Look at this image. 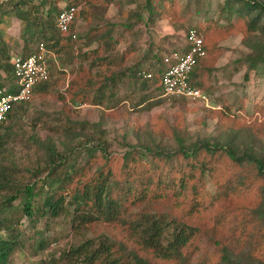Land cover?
I'll return each mask as SVG.
<instances>
[{"label": "rangeland", "instance_id": "1", "mask_svg": "<svg viewBox=\"0 0 264 264\" xmlns=\"http://www.w3.org/2000/svg\"><path fill=\"white\" fill-rule=\"evenodd\" d=\"M40 1L30 0L21 5L20 9L29 16L28 23L18 19L14 12L0 17L1 36L10 56H24L35 49L42 39L35 30L36 22L32 20L37 11L41 18H45L54 5L59 9L66 3L78 5L81 11L75 28L79 38L70 41L59 35L56 46L49 44L52 54L48 58L49 78L44 83L48 85L47 90L35 89L31 100L17 105L0 127V160L7 166L14 184L33 182L38 175H45L49 149L68 155L73 152L71 160L81 162L79 167L86 165V170L93 172L99 162L91 156L100 155V146L112 156L148 148L153 157L157 149L173 151L181 145L187 148L194 143L222 141L229 136H235L233 138L238 143L240 136L253 131L264 147V98L256 103L241 104L242 100L235 91L238 97L228 105V101L223 102L224 98L217 100L209 94L212 88L242 87L249 80L252 87H264V70L260 72V67L264 69V62H256V68L263 76L261 81L253 78V72L248 75V62L245 61L251 55L245 42L253 36L259 39L260 34L250 35L245 27L241 29L246 21L238 20L236 9L239 5L236 3L231 12L226 0H43L42 5ZM127 22L135 24L129 30L136 28V49L140 52L133 63L138 65L133 64V71L128 73L132 86L119 87L116 96H112L110 89L99 86L102 75H111L110 67L101 57L106 46L111 54L124 49L128 43V39L122 40L128 33ZM190 27L198 29L204 37L207 52L211 54L206 58L208 62L215 57L207 75V89L204 90L210 97L208 102L164 98L157 79L144 84L142 77L133 75L147 65L152 66L155 61L142 57V48L150 40L149 35L170 47L176 44L183 48ZM107 30H110L113 41L103 46L98 41H108ZM84 46L90 52L87 58H82ZM163 52H170L168 46ZM88 61L97 63V67L87 66ZM235 67L240 70L235 71ZM223 75L225 82L218 85L216 80ZM256 80L259 82L255 83ZM79 81L83 83L82 87ZM0 83L6 86L12 83L11 69H0ZM216 104L219 108H215ZM55 160L58 161V157ZM203 179L208 191L217 194V185L206 175ZM10 193L5 188L1 190L0 201ZM256 200L255 197L223 194L193 216L187 215L188 207L187 211H170L168 198L139 201L127 209L132 213L130 217L147 211L175 216L177 221L194 225L207 249H203L202 259L212 254L217 256L208 264L220 263L219 254L223 246L238 254L239 264H255L259 263L256 259L259 252L253 249L258 242L256 231L261 223L248 207ZM13 204L21 207L19 200ZM116 228L114 224L98 221L77 232L63 216L47 221L38 218L35 222L23 216L15 231L16 244L6 264H75L64 256L72 245L80 243L84 237L112 239L120 236L124 240L126 231ZM7 236L5 229H0V238ZM127 241L129 245H135L132 238H127ZM41 242L43 248L38 246ZM145 257L163 263L150 252L146 251ZM165 264L179 263L168 261Z\"/></svg>", "mask_w": 264, "mask_h": 264}, {"label": "trees", "instance_id": "2", "mask_svg": "<svg viewBox=\"0 0 264 264\" xmlns=\"http://www.w3.org/2000/svg\"><path fill=\"white\" fill-rule=\"evenodd\" d=\"M28 1L30 0L0 1V17L7 12H14L18 19L26 20L28 23L30 21L28 14L20 9L21 5ZM43 2L41 0L40 5ZM226 3L231 12L235 3L239 5L236 9L238 20L246 21V25L241 27L242 30L245 27V31L250 35L260 34L259 39L253 36L245 42L251 52V55L245 59L248 62L246 67L249 71H253L256 68V62H264V0H226ZM66 4L78 6L75 3ZM60 10L61 8H57L56 5L52 6L45 18H41L37 11L32 20L36 22L35 30L42 39L38 43L43 42L50 54L49 44L56 46L60 39L59 35L70 41H76L79 38V34L76 39H73L71 33L63 34L55 28V18ZM80 11L79 9L73 25L77 23ZM139 15V13L136 15L137 19L140 18ZM150 20L153 19L150 18ZM127 23L125 26L128 31V38H126L128 43L125 51L130 52L137 50L138 45L134 35L136 28L129 30L135 24ZM227 29L231 28L227 27ZM109 31H106L108 41L105 42V39L98 41L103 46L113 41ZM203 45L206 55L198 60L189 76V83L206 93L207 75L213 67L215 57L208 62L206 58L211 54L207 52L204 37ZM6 47L0 32V69L7 71L11 69L12 72L9 62L11 56ZM106 48L101 58L106 61L105 65L110 67L111 75H102L99 86L110 89L111 95L116 96L119 87L126 86L125 78L131 79L128 73L132 72L134 67L125 71L120 69L125 59L124 54L115 51L111 54V51L109 49L107 51ZM89 53V50L83 52L82 58L89 57ZM142 57L150 62L152 59L155 60L152 64V77L144 78L142 69L137 70V73L133 74L134 77H142L144 84L152 79L159 81L165 68L163 55L158 54L147 59L145 55ZM86 64L91 68L97 67L94 61L92 63L88 61ZM134 65L138 63L135 62ZM234 70L237 71L240 68L235 67ZM44 83L45 81L39 83L38 86L42 87L35 89L41 88L44 91L48 87ZM12 84L10 83L8 87L9 91L13 90ZM79 84L83 85L81 81ZM4 86L6 84L0 83V87ZM158 87L162 93L160 84ZM233 137L235 136H229L222 141L194 143L187 148L181 145L179 149L173 151L157 149L153 157L148 148L143 151L133 149L122 155L112 156L106 153L105 149L101 150L103 146H100V155L91 156V159L96 157L99 162L93 172L87 171L86 165L79 167L81 162H73L71 160L73 152L68 155L49 149L45 175H38L39 177L33 182L20 185L12 182L7 166L0 160V191L4 188L8 192L11 191L10 195L0 201V229H5L8 234L6 238H0V264H6L7 257L16 244L15 231L23 216L30 217V221L34 222L38 218H45L47 221L63 216L64 219L68 218L71 228L77 232L98 221L114 224L116 229L126 231L127 236L124 240L120 236L112 239L84 237V240L72 245L65 252L64 256L75 264H165L168 261L179 264H208L217 256L212 254L202 259V251L205 248L198 229L194 225L177 221L173 215V217L168 214L157 215L147 211L137 212L130 217L132 213L130 214L127 208L133 204L136 205L139 201L168 198L170 211L182 209L187 211L186 207H188L187 215L193 216L201 212L206 205L228 193L257 199L256 203L249 205L248 209L261 223L256 231L258 242L253 249L254 252H259V254L256 253L259 263L255 264H264V147L253 131L240 136L238 143ZM57 157L58 161L55 160ZM205 175L217 185V194H212L206 188L203 179ZM16 200L20 201L21 207H15L13 203ZM127 238H132L135 245H129ZM38 246L43 248V242ZM146 251L153 254L154 258L162 260L163 263L147 259ZM195 254L199 255L193 257ZM219 255V264H239L238 254L226 246L221 248ZM191 258L193 259L190 263Z\"/></svg>", "mask_w": 264, "mask_h": 264}, {"label": "built area", "instance_id": "3", "mask_svg": "<svg viewBox=\"0 0 264 264\" xmlns=\"http://www.w3.org/2000/svg\"><path fill=\"white\" fill-rule=\"evenodd\" d=\"M79 9L75 5H64L55 18V28L63 34L71 33V37L76 39L78 32L73 24ZM185 37L187 49L184 52L173 50L163 54L165 68L159 79L161 94L168 99L184 98L208 102L206 93L189 83V76L198 60L206 55L203 37L195 27L189 28ZM49 54L45 44L41 42L29 55L11 57L13 90L0 87V127L14 107L31 100L35 86L49 78ZM144 76L151 78L152 73L148 72ZM215 108H219V105Z\"/></svg>", "mask_w": 264, "mask_h": 264}, {"label": "crops", "instance_id": "4", "mask_svg": "<svg viewBox=\"0 0 264 264\" xmlns=\"http://www.w3.org/2000/svg\"><path fill=\"white\" fill-rule=\"evenodd\" d=\"M126 38H128L127 33L124 34V37L122 38V40H125ZM149 38H150V40L142 48V52L144 53L143 55H145L146 59L147 58H153V57L157 56L158 54L163 55L164 54L163 51L165 49H167V46H168V49L170 51L180 50L181 52H184L187 49L186 42H185V45L183 44V46H184L183 48H181L180 45L177 46L176 44L173 45L172 47H170L169 44L164 43L163 41H161V40H159V39H157L151 35H149ZM126 46H127V44L125 45V47H123L124 49H121L119 51V54H124V56H125L124 62L121 63L122 65L120 67V69L122 68L123 71L129 69L134 64L133 61L136 59V57H138V54L140 52V49L139 50L134 49V51L126 52L125 51ZM87 49H88V47L84 46L82 52H85ZM153 60L154 59H152V61ZM47 62H48V60H47ZM217 63H219V60L217 61ZM216 66H218V65L216 64ZM260 68H261L260 72H261V70H264L263 67H260ZM48 70H49V68H48ZM148 72H152V66L151 65H147L146 68L141 70V73H143V74H146ZM250 72L254 73V74H252L253 78L255 77V78H258V80L262 81V77H263L262 75H264V71H263L262 75L260 74V72L257 68H255V70H253V71H249L248 75L250 74ZM144 78L151 79V78H147V77H144ZM258 80H256L255 83H258L259 82ZM124 81H125V85H126L125 87H131L132 86V82H131V80H128V78H125ZM216 81L218 82V85L221 83H224L225 82L224 75H223V77L219 78ZM37 87H41V85H39ZM235 91L239 94L240 99L242 100L241 104L247 103V102L251 103L253 101L256 103V102H259L258 99L264 98V94L263 95L261 94L264 91V87H252L250 80L247 84L244 83L242 87H237V88H235V87H215V88H212V90L211 89L209 90V94H210V97L212 96L213 98H216L217 100L224 98L223 102L228 101V103H229L228 105H231V102H232L231 100H235L238 97V96H236L237 94H235ZM206 95L208 96L207 93H206Z\"/></svg>", "mask_w": 264, "mask_h": 264}, {"label": "clouds", "instance_id": "5", "mask_svg": "<svg viewBox=\"0 0 264 264\" xmlns=\"http://www.w3.org/2000/svg\"><path fill=\"white\" fill-rule=\"evenodd\" d=\"M37 46V45H36ZM49 55H51V54H49ZM12 57V56H11ZM11 57H10V60H11ZM48 58H49V56H48ZM48 58H47V60H48ZM47 66H48V62H47ZM12 67V66H11ZM48 68H49V66H48ZM49 71V70H48ZM12 78H13V73H12ZM46 81V80H45ZM13 83V82H12ZM41 83V82H40ZM39 84V83H38ZM38 84L35 86V88L38 86ZM13 85V84H12ZM4 87H9V85H7V86H4ZM34 88V89H35ZM20 105H22V104H20ZM16 107V106H15ZM14 107V108H15Z\"/></svg>", "mask_w": 264, "mask_h": 264}]
</instances>
